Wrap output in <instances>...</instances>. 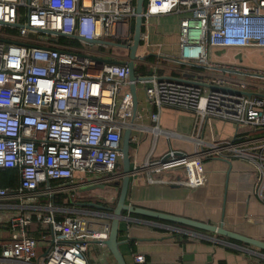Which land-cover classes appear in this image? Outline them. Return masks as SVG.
I'll return each instance as SVG.
<instances>
[{
    "label": "built area",
    "instance_id": "obj_1",
    "mask_svg": "<svg viewBox=\"0 0 264 264\" xmlns=\"http://www.w3.org/2000/svg\"><path fill=\"white\" fill-rule=\"evenodd\" d=\"M161 15L179 19L177 52L152 51L143 30L138 48L144 51L137 49L134 69L146 71L135 73L153 123L145 126L134 123L141 119L137 110L131 121L127 62L134 0H0V169L16 173L13 185L0 187V264H91V248H105L98 242L108 236L107 208L115 198L78 192L121 178L126 128L134 145L135 129L153 136L144 158L131 166L147 184L197 189L208 182L206 162L239 160L250 166L251 194L264 205V92H249L251 80H264V74L211 58L215 49H264V0H146L143 28ZM148 55L158 58L149 62ZM168 68L179 75L161 74ZM192 71L195 78L182 74ZM162 108L191 113V132L161 129ZM208 120L233 129L207 138ZM158 135L187 140L191 150L156 154ZM57 194L65 195L62 205L54 204ZM170 229L204 238L202 231ZM245 251L264 260L258 248ZM109 256L95 255L100 264H115Z\"/></svg>",
    "mask_w": 264,
    "mask_h": 264
},
{
    "label": "crops",
    "instance_id": "obj_2",
    "mask_svg": "<svg viewBox=\"0 0 264 264\" xmlns=\"http://www.w3.org/2000/svg\"><path fill=\"white\" fill-rule=\"evenodd\" d=\"M170 18V37L167 39L161 36L154 28V23L164 24ZM178 22L176 15L153 16L148 20L144 32L152 51L157 50L163 54L175 56L178 43ZM261 50L260 48H224L215 49L211 54L212 60L223 65H236V59L242 62L248 58L243 53L249 50ZM144 47H140V53ZM153 53V52H151ZM234 57V59H233ZM234 62V64H233ZM241 62V63H242ZM170 61V66H171ZM258 64V61L256 62ZM242 67V66H241ZM244 68V67H243ZM161 74L170 77L178 76V71L172 68L164 69ZM186 78H195V73L184 74ZM255 85L250 87L249 92H264L261 81L251 80ZM138 98V96H137ZM147 105L141 106L139 113L141 119L137 125L149 126L153 123L149 118ZM194 119L191 113L178 109L162 108L159 113L158 125L161 129L172 131L179 135H187L191 132ZM229 125V129L224 128ZM203 135L207 138L218 137V134L225 137L227 134L219 133L226 129L231 132L233 126L217 120H208L205 123ZM140 141L149 143L142 156L138 157L137 148L139 143L134 145L130 154L132 156L131 166L139 163L148 151L153 136L149 132L133 130ZM161 145L159 146V141ZM191 150V143L187 140L172 137L166 139L164 135L156 138L155 153L160 154L168 148ZM208 182L203 187L193 189L177 184H147L142 174H131L126 201L128 204L142 206L174 215L188 217L210 224L218 225L223 216V226L236 231L244 236L264 241V205L251 194L253 173L248 164L239 160H212L205 163ZM172 174V173H171ZM170 171L162 174L164 178H170ZM174 175L178 176L175 171ZM114 182L98 187L113 196L115 191ZM117 187V193H118ZM130 215V214H129ZM132 218L124 219L119 224L118 238L121 241L119 246L126 264H258V258L250 255L246 249L251 246L229 240L217 238L213 233L203 232L204 238L188 237L177 233L170 227H178L183 230H191L177 224L155 221L139 215H130ZM198 231V230H194ZM200 231V230H199ZM180 236H186L185 240ZM228 242V243H227ZM237 245L242 249L233 247ZM93 246V245H92ZM93 254L90 255L91 264H100L95 255L104 254L107 249L104 247H92ZM110 255V253H109ZM113 260L112 256H109ZM115 263V262H114ZM116 264V263H115Z\"/></svg>",
    "mask_w": 264,
    "mask_h": 264
},
{
    "label": "water",
    "instance_id": "obj_3",
    "mask_svg": "<svg viewBox=\"0 0 264 264\" xmlns=\"http://www.w3.org/2000/svg\"><path fill=\"white\" fill-rule=\"evenodd\" d=\"M143 8H144V0H135V19H134V31H133V44L128 47L129 50V61L127 62L128 67V79L130 81L129 90L132 96V102H133V116L131 121L134 119V115L137 110L138 105V99H137V93H136V85L135 81L137 79L135 75V69H134V62L137 59V49L140 45L141 40V27H142V14H143ZM15 26H21L20 24H15ZM90 42L94 43H109L104 42L101 40H91ZM112 44V43H111ZM107 63H118V61L115 60H106ZM253 75H257L259 77H262V75L253 73ZM130 135H131V128H126L122 133L121 138V155H120V171H121V178L119 181V188H118V194L117 199L115 201V204L107 208V210H111V217H110V225H109V232L106 239H104L101 242H98L105 246V248L108 250L110 255L112 256L114 262L116 264H126L125 259L123 257V254L120 251V244L121 241L118 238L119 235V224L124 219H131L132 217L130 215H139L142 217H146L155 221L160 222H168L172 224H177L180 226H187L192 229L205 231L208 233H213L218 238H226L229 240H233L236 242H241L244 244H247L251 247L258 248L262 251H264V241L244 236L236 231L227 229L223 226L222 220L218 225L210 224L208 222L183 217L179 215H174L171 213H166L150 208H145L142 206H137L133 204H128L126 201L128 188L131 180V174H133L134 169L131 167V159L132 156L130 154ZM104 187L103 185L99 186ZM91 207L96 208L98 210H105V208L97 203H89ZM130 214V215H129Z\"/></svg>",
    "mask_w": 264,
    "mask_h": 264
},
{
    "label": "rangeland",
    "instance_id": "obj_4",
    "mask_svg": "<svg viewBox=\"0 0 264 264\" xmlns=\"http://www.w3.org/2000/svg\"><path fill=\"white\" fill-rule=\"evenodd\" d=\"M154 28L157 30V32L161 36H165L167 39H169V37H170V18L162 25L158 24V23H154ZM139 51H140V47L138 48V52ZM243 56H244L243 60H245V57H246V58H248L246 60L248 62H242V61L238 60V58H235L236 59L235 64L240 65V67L242 66L246 69H250L251 71H253L251 73H255L254 71H256V72H261L262 74H264V51H261L258 49H255V50L250 49L248 52L243 53ZM233 59H234V57H233ZM257 61H258V64H260V67H259V65H256ZM233 64H234V62H233ZM255 80L257 82L261 81L260 84L262 86H264V80H258V79H255ZM136 93L138 96V98H137L138 99L137 111H139L141 106L146 104L143 85L139 81L136 83ZM170 109H172V108H170ZM134 123H136V124L139 123V120L135 119ZM229 127H230L229 125L224 126V128H226V129H229ZM226 129L222 130L223 135L224 134L229 135V131H227ZM158 141H159V146H160L161 145L160 140H158ZM148 145H149V143L147 141H144V140L140 141L139 146L137 148L138 157L143 155V153H144V151ZM117 194H118L117 193V187H115V191H114V194L112 196L113 198H115V200H113L114 201L113 205L115 204V201L117 199ZM78 195L79 196H90V197H96V198L110 199V195L108 194V192H105L104 190H100V188H98V187H94V188H91L88 190H86V189L80 190L78 192Z\"/></svg>",
    "mask_w": 264,
    "mask_h": 264
},
{
    "label": "trees",
    "instance_id": "obj_5",
    "mask_svg": "<svg viewBox=\"0 0 264 264\" xmlns=\"http://www.w3.org/2000/svg\"><path fill=\"white\" fill-rule=\"evenodd\" d=\"M134 4H135V0H134ZM146 4V0H144V5ZM8 30V29H6ZM144 28L143 26L141 27V32H143ZM59 39L61 41H64L66 38L65 37H59ZM72 41H76V40H73ZM158 57L154 56V55H148L146 57V60L149 61V62H152L154 60H157ZM146 72L140 65H136L135 67V73L138 74L139 72ZM134 144L131 143L130 145V151L132 150ZM16 181V173H15V170L13 169H0V187H10L11 185H13ZM119 187V185H118ZM65 195L63 194H57L55 197H54V204L56 205H62V199ZM67 205L71 206L72 204L71 203H68ZM166 223V222H165ZM172 224V223H170ZM187 227V226H185ZM187 228H190V227H187ZM191 230H196V229H192ZM199 231V230H198ZM180 239L182 240H185L186 239V236H180ZM258 264H264V260L260 259L257 261Z\"/></svg>",
    "mask_w": 264,
    "mask_h": 264
},
{
    "label": "flooded vegetation",
    "instance_id": "obj_6",
    "mask_svg": "<svg viewBox=\"0 0 264 264\" xmlns=\"http://www.w3.org/2000/svg\"><path fill=\"white\" fill-rule=\"evenodd\" d=\"M119 166H120V160H119ZM120 174H121V171H120ZM119 181H120V178H118L117 180L113 181L117 187L119 185Z\"/></svg>",
    "mask_w": 264,
    "mask_h": 264
}]
</instances>
